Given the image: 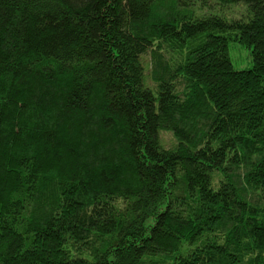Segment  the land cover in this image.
Wrapping results in <instances>:
<instances>
[{"label": "trees", "instance_id": "trees-1", "mask_svg": "<svg viewBox=\"0 0 264 264\" xmlns=\"http://www.w3.org/2000/svg\"><path fill=\"white\" fill-rule=\"evenodd\" d=\"M0 264H264V0H0Z\"/></svg>", "mask_w": 264, "mask_h": 264}, {"label": "rangeland", "instance_id": "rangeland-1", "mask_svg": "<svg viewBox=\"0 0 264 264\" xmlns=\"http://www.w3.org/2000/svg\"><path fill=\"white\" fill-rule=\"evenodd\" d=\"M213 6V5H212ZM222 6V5H221ZM219 5L213 7V12H222L225 14H230L231 16H239L246 14V6L243 3H238L235 5H228V7H221ZM230 58H232L233 66L237 69L245 68L249 66L252 62L251 57L249 56V50L243 46L239 45L236 42L230 44ZM166 144H170L174 141L172 134L167 132L162 135Z\"/></svg>", "mask_w": 264, "mask_h": 264}]
</instances>
